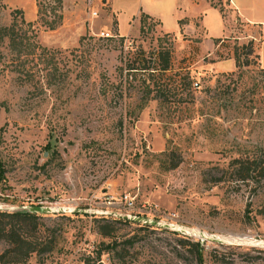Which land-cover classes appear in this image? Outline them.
<instances>
[{
	"label": "rangeland",
	"instance_id": "374dc122",
	"mask_svg": "<svg viewBox=\"0 0 264 264\" xmlns=\"http://www.w3.org/2000/svg\"><path fill=\"white\" fill-rule=\"evenodd\" d=\"M236 1L63 0L59 26L37 25L49 51L34 74L0 70V210L55 208L27 229L56 240L14 264H199L197 240L202 264H264V177L241 182L220 169L264 147V103L250 106L264 95V0ZM36 12V0H0V25L21 14L36 22ZM249 39L259 58L238 73L233 50ZM160 49L169 68L142 70L159 66ZM100 217L128 218L114 236L134 234V244L107 250Z\"/></svg>",
	"mask_w": 264,
	"mask_h": 264
},
{
	"label": "trees",
	"instance_id": "16d2710c",
	"mask_svg": "<svg viewBox=\"0 0 264 264\" xmlns=\"http://www.w3.org/2000/svg\"><path fill=\"white\" fill-rule=\"evenodd\" d=\"M62 1L63 0H36L37 5V21L26 19L23 14L19 16V19L13 16L12 21L6 25H0V70L5 71H16L20 75L25 77H31L36 69L31 68V65H37L42 62L44 54L49 51L46 46H43L38 40V26H43L44 29L53 30L59 26L63 19L62 14ZM14 13H22V9L14 8L12 10ZM147 15V14H145ZM182 22V19L179 20ZM216 48L219 46L222 38L217 37L214 39ZM4 43L8 48L6 54H3ZM254 42L252 39L247 40L246 43L236 44L233 50L234 65L237 68V72L241 73V69L244 66L249 65L252 61L248 58L249 55H253L259 58L258 52L254 49ZM244 56V58H242ZM158 59L160 60L158 67H150L148 65H143L140 68L144 71L151 69L167 70L170 66V50L160 49L158 51ZM46 60V57H45ZM31 62H33L31 64ZM133 68L135 66H129ZM38 68V66H37ZM152 72V71H149ZM259 72H264V68H260ZM189 73V71H188ZM188 77V74H186ZM239 74L237 77L239 78ZM21 77V76H19ZM229 83H233V87H237L238 78L230 77ZM241 81V80H240ZM191 83L190 81H188ZM223 85V83H222ZM252 86L255 92L259 87L257 81L252 82ZM161 98L165 99V95ZM250 101H254L250 104L253 106L259 101L264 103V95L256 98H251ZM256 106V105H254ZM257 109V106H256ZM259 119V113L256 114ZM261 123L264 124V116L261 118ZM174 151H168V155H174ZM169 167H174L180 161L176 157L171 156ZM221 172L233 177V179L240 180L244 182L248 179H254L256 183L259 182L261 177H264V147L260 148L256 145L255 150L248 152L243 150L237 156H233L228 161L227 168H220ZM222 174L219 176L214 175V180H220ZM42 213L39 212H20L18 210L6 211L0 210V239L5 242V247L0 251V263L2 264H14L19 261H24L33 253L34 251H50L55 243L56 236L47 241L38 240L32 237L28 232L27 223L33 224L34 228L37 224V218L41 216ZM123 221L129 222L128 218H110L100 217L97 220L96 229L104 236H113L111 240L107 241L106 249L118 253L122 246L125 244H134V234L117 240L114 236L115 229L117 228L116 222ZM143 227H148L149 225H142ZM187 239V238H186ZM186 242L185 239L181 242ZM197 245L195 248V254L198 259L199 264L201 262V250L199 246V241H191L189 244ZM39 245L37 249L36 246ZM96 259L100 258L101 249H97ZM122 256V254L120 255ZM87 259H91L88 258ZM90 261V260H89ZM123 261V260H121Z\"/></svg>",
	"mask_w": 264,
	"mask_h": 264
},
{
	"label": "water",
	"instance_id": "95a60500",
	"mask_svg": "<svg viewBox=\"0 0 264 264\" xmlns=\"http://www.w3.org/2000/svg\"><path fill=\"white\" fill-rule=\"evenodd\" d=\"M55 208L49 206V205H41V204H27V205H23L20 208H18L17 210L20 212H51L54 211ZM65 208H58V210L62 211ZM125 217L134 219L136 221H140V222H144V223H149V224H154V225H161V226H166V227H173L174 224L172 223H161L160 221L153 219V218H149L147 216L144 215H125ZM182 231L188 232L185 229H181ZM201 236H203L204 238H208V239H213L219 242H222L223 239L216 236V235H206L203 232L200 233Z\"/></svg>",
	"mask_w": 264,
	"mask_h": 264
},
{
	"label": "crops",
	"instance_id": "0c3cea01",
	"mask_svg": "<svg viewBox=\"0 0 264 264\" xmlns=\"http://www.w3.org/2000/svg\"><path fill=\"white\" fill-rule=\"evenodd\" d=\"M194 2H198L199 0H193ZM233 2H234V4L236 5V7H237V9H239V4L237 3V1L236 0H233ZM107 5H109V3L107 4V2H105V4H104V6L105 7H107ZM212 7V6H211ZM212 8H214V7H212ZM216 9V8H215ZM218 10V9H217ZM144 11V10H143ZM242 10H240V12H241ZM145 13H148V14H150L149 12H147V11H144ZM220 13V12H219ZM151 15V14H150ZM200 15V25L202 24V19H203V14H199ZM221 15V14H220ZM243 16V15H242ZM244 17V16H243ZM27 19V18H26ZM32 19V16L30 17V18H28V20H31ZM101 30H105V29H100L99 31H101ZM98 31V32H99ZM119 31V30H118ZM216 46H215V44H214V48H215ZM221 63V60L220 61H217V62H214V67L216 66L217 67V65L218 64H220ZM218 68V67H217ZM218 69H221L220 67L218 68Z\"/></svg>",
	"mask_w": 264,
	"mask_h": 264
},
{
	"label": "built area",
	"instance_id": "2783aa9c",
	"mask_svg": "<svg viewBox=\"0 0 264 264\" xmlns=\"http://www.w3.org/2000/svg\"><path fill=\"white\" fill-rule=\"evenodd\" d=\"M91 13H92L93 15H95V14H96V10H92ZM98 34H99V35H102V36H106V37H107V36L110 37L111 35H113V34H110V32L105 31V30H101V31H99ZM124 199H125L129 204L133 203V202H132V198H131L130 196H128L127 194H124Z\"/></svg>",
	"mask_w": 264,
	"mask_h": 264
},
{
	"label": "bare ground",
	"instance_id": "6f19581e",
	"mask_svg": "<svg viewBox=\"0 0 264 264\" xmlns=\"http://www.w3.org/2000/svg\"><path fill=\"white\" fill-rule=\"evenodd\" d=\"M207 234V233H206Z\"/></svg>",
	"mask_w": 264,
	"mask_h": 264
}]
</instances>
